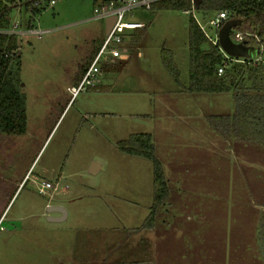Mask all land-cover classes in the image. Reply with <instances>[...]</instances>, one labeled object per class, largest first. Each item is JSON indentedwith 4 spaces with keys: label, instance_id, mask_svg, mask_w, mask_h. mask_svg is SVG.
<instances>
[{
    "label": "rangeland",
    "instance_id": "obj_1",
    "mask_svg": "<svg viewBox=\"0 0 264 264\" xmlns=\"http://www.w3.org/2000/svg\"><path fill=\"white\" fill-rule=\"evenodd\" d=\"M25 1L17 0L8 30L17 35V49L7 80L24 98L27 123L23 134L0 132V264H76L81 256L79 263L95 264L102 254L105 264H132L146 255L129 257L128 248L140 238L123 226L145 228L150 220L154 164L125 154L117 143L148 133L154 157L167 167L191 154L189 145L177 147L176 139H168L170 127L182 122L171 114L199 105L212 115L236 109L231 93H206L187 102L179 97L190 83V19L199 20L214 39L219 29L208 23L214 15L135 9L146 28L138 42L128 39L129 61L116 62L110 73L103 72L102 85L72 99L68 89L79 84L82 69L99 50L105 22L92 19L94 0H43L31 21ZM261 38L264 44V34ZM164 53L172 57L180 83ZM252 58L239 57L247 67H264ZM92 162L102 164L100 172H89ZM222 172L228 173L224 167ZM42 182L51 184L45 194L39 193ZM59 204L68 219L48 221L47 207Z\"/></svg>",
    "mask_w": 264,
    "mask_h": 264
},
{
    "label": "crops",
    "instance_id": "obj_2",
    "mask_svg": "<svg viewBox=\"0 0 264 264\" xmlns=\"http://www.w3.org/2000/svg\"><path fill=\"white\" fill-rule=\"evenodd\" d=\"M115 63L103 72L110 73ZM179 95L187 102L207 94L183 90ZM235 113L230 106L224 114L212 115L199 105L170 115L182 122L170 127L168 139H176L177 147L189 145L191 154L173 159L167 167L159 162L167 197L154 211V224L123 226L140 238L128 248L129 257L139 251L146 255L132 264H264V142L239 139L230 122L224 128L213 123L214 117L231 118ZM223 167L228 173L222 172ZM101 169L99 164L98 172ZM153 191L152 182V197ZM152 206L153 199L151 212ZM106 256L94 257L95 264H105ZM79 261L84 262L82 256L76 264H84Z\"/></svg>",
    "mask_w": 264,
    "mask_h": 264
},
{
    "label": "trees",
    "instance_id": "obj_3",
    "mask_svg": "<svg viewBox=\"0 0 264 264\" xmlns=\"http://www.w3.org/2000/svg\"><path fill=\"white\" fill-rule=\"evenodd\" d=\"M25 2L31 21L40 14L38 4L43 0H26ZM16 4L17 0H0V132L5 135L25 133L27 123L24 98L13 83L7 80L17 49V35L8 32L12 21V10ZM153 9L180 10L190 13L192 0H163L156 3ZM221 11L228 13L226 22H238L232 27L240 29L235 32L257 33L260 37L264 34V0H202L197 10L199 14L205 16L211 13L214 17ZM232 15H234L233 18H231ZM198 22L200 21L194 16L189 22L190 83L184 91L232 93L236 102V113L231 118L214 117L213 123L221 127L223 125L222 128H224V124L230 122L239 139L264 142V67H247L245 62H226L220 50V44L214 45ZM145 28L129 32L128 39H131L132 43L138 42L140 31ZM232 28L229 33L231 40L234 35ZM96 53L94 51L91 59ZM163 59L174 80L180 83L179 72L172 57L164 53ZM220 66H224V73L218 75ZM85 71L84 67L82 75ZM117 144L124 153L153 160V206L150 220L144 225L149 227L155 209L167 197L162 168L153 153L152 136L148 133L133 134Z\"/></svg>",
    "mask_w": 264,
    "mask_h": 264
},
{
    "label": "built area",
    "instance_id": "obj_4",
    "mask_svg": "<svg viewBox=\"0 0 264 264\" xmlns=\"http://www.w3.org/2000/svg\"><path fill=\"white\" fill-rule=\"evenodd\" d=\"M163 0H94L92 19H102L104 22L109 18H115L108 33H105V38L102 44L93 57L90 65L83 73L79 84L76 87H71L68 90L71 93L72 99L79 93L85 92L90 88L99 85L100 78L103 74V64L114 62H126L130 59V45H128L129 32L136 29L146 27L144 22L136 19L133 15L135 9H143L150 11L154 5ZM54 1H51L53 3ZM195 8L192 0V13ZM189 13V11H186ZM228 18L227 11H221L215 17L209 20V25L221 29ZM214 45H219L218 34L213 39L204 30L202 24L198 22ZM218 30V32H219ZM232 42L241 44L245 47H253L255 49V56L252 58L253 62L264 63V44L262 38L257 33L234 32ZM255 42V43H252ZM132 46V45H131ZM220 50L227 61L243 62L237 57L227 55L222 48ZM225 62V64H226ZM224 73V66L218 68V75ZM51 188L49 182H42L39 188V193L45 194Z\"/></svg>",
    "mask_w": 264,
    "mask_h": 264
},
{
    "label": "water",
    "instance_id": "obj_5",
    "mask_svg": "<svg viewBox=\"0 0 264 264\" xmlns=\"http://www.w3.org/2000/svg\"><path fill=\"white\" fill-rule=\"evenodd\" d=\"M202 0H193V5L195 10H198ZM115 18H109L105 21V33H108ZM238 24V22H226L218 32V40L222 50L229 56L232 57H245L252 58L255 56V49L253 47H245L241 44H236L232 42L229 37L231 28ZM99 170V164L92 162L89 168V172L96 174ZM47 220L50 222H62L66 220L68 213L63 206L60 205H51L47 207ZM54 214H57L55 216Z\"/></svg>",
    "mask_w": 264,
    "mask_h": 264
}]
</instances>
